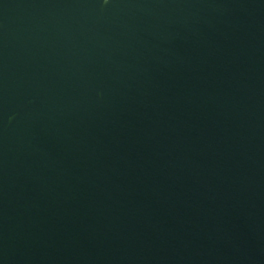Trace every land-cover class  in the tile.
Instances as JSON below:
<instances>
[{
  "label": "water",
  "instance_id": "water-1",
  "mask_svg": "<svg viewBox=\"0 0 264 264\" xmlns=\"http://www.w3.org/2000/svg\"><path fill=\"white\" fill-rule=\"evenodd\" d=\"M0 264H264V0H0Z\"/></svg>",
  "mask_w": 264,
  "mask_h": 264
}]
</instances>
